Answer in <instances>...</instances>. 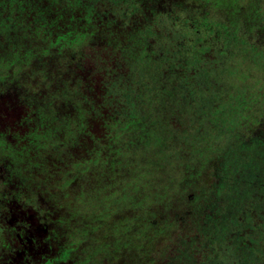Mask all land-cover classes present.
<instances>
[{
	"label": "rangeland",
	"instance_id": "374dc122",
	"mask_svg": "<svg viewBox=\"0 0 264 264\" xmlns=\"http://www.w3.org/2000/svg\"><path fill=\"white\" fill-rule=\"evenodd\" d=\"M96 1L48 0L50 5L43 9L33 0H0V85L2 78L8 85L21 77H45L50 68L63 72L88 46L109 47L107 43L113 40L107 27L112 22L95 11ZM112 2L124 6L122 16L126 18L142 6L140 0ZM174 16L185 29V45L172 47L165 21L149 12L134 18L140 25L133 29L137 35H131L128 44L115 39L120 51L111 54L103 66L115 86L107 98L123 99L128 107L110 126L112 142L98 141L97 145H103L91 161L66 162L68 149L81 143L79 131L86 126L82 114L87 97L73 90L69 92L75 109L72 119L60 116L57 102L50 101L41 110L42 127L32 134V152L16 156L0 145V157L11 162L9 173L23 186L58 193L69 190L75 210H117V216H122L127 208H142L145 214L157 206L168 207L172 203L169 193L184 184V172L194 166L198 152L216 156L221 163L218 184L189 201V191L181 193L184 204L203 221L198 234L185 237L179 252L166 264H264V131L251 132L249 118L243 120L242 114L259 110L264 116V50L230 38L233 53L228 62L215 68L214 74L199 72L197 78L212 91L222 78L228 84L227 100L217 103L221 87L202 94L201 85L190 90L181 78L185 68L200 64L207 49L197 35L202 26L189 24L185 12L177 11ZM168 26L172 33L174 25ZM170 52L178 60L171 66L165 64ZM49 120L52 123L46 127ZM78 152H85L83 146ZM83 181L82 186L90 187L80 191ZM165 196H169L167 201ZM149 215L155 213L144 216ZM113 230L102 229V236ZM116 231L119 248L127 246L131 255L142 253L141 238L133 237L127 243ZM82 239L83 235L77 241Z\"/></svg>",
	"mask_w": 264,
	"mask_h": 264
},
{
	"label": "flooded vegetation",
	"instance_id": "af4514ba",
	"mask_svg": "<svg viewBox=\"0 0 264 264\" xmlns=\"http://www.w3.org/2000/svg\"><path fill=\"white\" fill-rule=\"evenodd\" d=\"M33 1L43 9L49 4L48 0ZM168 1L140 0L141 9L126 18L122 16L124 6L112 0H98L94 5L95 11L103 14L106 21L112 22V26L107 27L112 31L113 40L112 44L107 43L109 47L101 50L96 47L89 49L88 46L82 51V56L73 59L63 72H57V69L52 72L50 68L46 70L45 77L42 74L21 77L11 80L8 85H4L2 78L0 145L16 156L32 152L30 146L33 149L35 140L32 134L42 127L41 110L52 100L57 102L60 116L72 119L69 117L74 115L75 109L70 102L69 92L73 90L83 94L90 88L95 91L99 85L92 72L97 70L98 74L104 73V64L114 54L113 48H117L115 39L118 35L122 38V32L131 29L130 24L132 26L137 15L144 16L149 12L155 16L165 12ZM90 58L94 61L91 62ZM51 123L47 121L46 127H50L48 124ZM82 130L79 131L82 134L79 138L81 143L68 149L67 165L71 162L80 164L75 161L76 153L79 154L77 151L81 146L87 151L92 141L90 127L83 126ZM100 145L103 144L91 148L92 159ZM10 164L8 159L0 157V264H138L137 254L131 255L127 246L126 249L122 247V238L118 239L122 247L119 248L116 229L119 230L118 237L122 233L116 222L118 217L121 218L117 216V210L109 213L104 209L97 212L75 210L73 202L69 201L73 197L69 190L67 193H58L37 186H23L18 177H11L7 167ZM84 182H80L81 186L78 183L80 191L90 187L82 186ZM133 226L135 230L136 226ZM108 228L114 230L108 233L109 236H102V229L106 231ZM81 235L83 239L77 241Z\"/></svg>",
	"mask_w": 264,
	"mask_h": 264
},
{
	"label": "trees",
	"instance_id": "16d2710c",
	"mask_svg": "<svg viewBox=\"0 0 264 264\" xmlns=\"http://www.w3.org/2000/svg\"><path fill=\"white\" fill-rule=\"evenodd\" d=\"M168 2L165 4V12H160L156 16L159 17L160 21H165L167 31L173 40L172 47L187 43V39H184L185 29L179 23L180 20L174 16L175 12L178 11L187 13L189 24H196V28L202 26L197 35L200 33L199 38H202L207 49L200 64L194 69L185 68L181 78L185 79L190 90L198 89V86L201 85L202 94L215 93L217 87H221L222 94L216 102L219 103L220 100L225 102L229 93L228 84L224 78L214 84L212 91L209 84L204 83L203 79L200 81L197 76L203 70L214 74L215 68L222 67L225 62H228L233 53L228 46L230 38H235L255 49L264 50V0H169ZM137 24L133 20L132 26L130 24L131 29L124 30L122 38L121 35H118L117 38L124 44H128L131 35H137L135 33L137 31H133ZM158 24L155 26L156 29L160 28ZM168 24L171 26L173 24L175 27H172V33ZM93 48L94 46H92ZM119 51L120 48H113L114 55H117ZM90 59L91 62L94 61L93 58ZM177 61V56L170 55V60L165 64L171 66L175 65ZM173 69L177 70L176 67ZM96 72L97 70L92 72V75L95 76L99 87L95 91L90 88L91 90H86L83 93L87 97L88 105L83 108L84 114L81 113L84 116L85 125L91 129L92 141L88 144L86 153L80 154L77 151L79 154L76 153V163H82L87 159L91 160V148L97 145L98 141L103 140L101 143L105 145L112 142L114 136L111 134L110 126L124 114V110L128 107L123 99L107 98L108 90L114 89L115 86L111 85V81L103 72L101 74ZM249 101L253 102V99L249 97ZM94 108L97 110L94 111ZM96 113L97 116L95 117ZM242 114L244 115L243 120L249 118L251 123L249 130L251 132L256 135L263 133V112L259 110L257 112L246 111ZM188 153L189 150H186L185 155ZM198 154L202 155L204 152L199 151ZM199 156L196 158L197 161L194 166L184 172V184H178L169 193L171 205L168 207L157 206L155 209L149 210L148 213H155L154 217H150V215L145 217L144 215L148 213L143 214L142 208H127L121 211L124 215L116 222L118 224L120 220L124 240L129 243L136 236L142 239L139 242L143 243V251L139 255L136 253L138 264H166L171 257L179 252L185 237L191 238L198 234L199 226L202 225L203 221L198 217L196 211L184 204L181 193L188 190L186 200L189 201L193 200L205 188V191H210L218 184V175L221 170L218 157ZM178 187L179 189H177ZM168 197L165 196L163 200L167 201ZM128 216L131 218L129 219ZM128 219L132 223H129ZM133 225L136 226L135 230ZM232 264H237V261Z\"/></svg>",
	"mask_w": 264,
	"mask_h": 264
}]
</instances>
